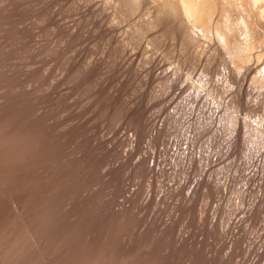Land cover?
Returning <instances> with one entry per match:
<instances>
[{"label": "rangeland", "instance_id": "374dc122", "mask_svg": "<svg viewBox=\"0 0 264 264\" xmlns=\"http://www.w3.org/2000/svg\"><path fill=\"white\" fill-rule=\"evenodd\" d=\"M134 2L0 0V264H264L255 63Z\"/></svg>", "mask_w": 264, "mask_h": 264}, {"label": "bare ground", "instance_id": "6f19581e", "mask_svg": "<svg viewBox=\"0 0 264 264\" xmlns=\"http://www.w3.org/2000/svg\"><path fill=\"white\" fill-rule=\"evenodd\" d=\"M154 1L178 16L190 41L199 47L216 43L236 71L253 61L250 82L264 88V0Z\"/></svg>", "mask_w": 264, "mask_h": 264}]
</instances>
